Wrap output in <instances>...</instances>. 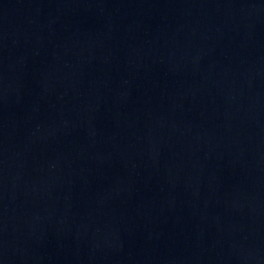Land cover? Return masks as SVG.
I'll return each mask as SVG.
<instances>
[{"label": "water", "instance_id": "water-1", "mask_svg": "<svg viewBox=\"0 0 264 264\" xmlns=\"http://www.w3.org/2000/svg\"><path fill=\"white\" fill-rule=\"evenodd\" d=\"M0 264H264V0H0Z\"/></svg>", "mask_w": 264, "mask_h": 264}]
</instances>
